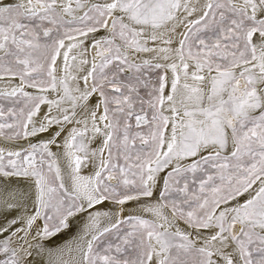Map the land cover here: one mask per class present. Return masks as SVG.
<instances>
[{"label":"snow or ice","instance_id":"1","mask_svg":"<svg viewBox=\"0 0 264 264\" xmlns=\"http://www.w3.org/2000/svg\"><path fill=\"white\" fill-rule=\"evenodd\" d=\"M0 264H264V0H0Z\"/></svg>","mask_w":264,"mask_h":264},{"label":"bare ground","instance_id":"2","mask_svg":"<svg viewBox=\"0 0 264 264\" xmlns=\"http://www.w3.org/2000/svg\"><path fill=\"white\" fill-rule=\"evenodd\" d=\"M19 183H20L21 187H26V183L23 180H21ZM104 207L106 208L108 206L105 205ZM129 207H130V210L135 208L134 205H130ZM82 220H83V218H81L80 220L74 221L71 231L65 232V233L51 239L48 242L49 246L55 248L57 246L63 245L65 242L71 240L79 231ZM33 259H35V257H33Z\"/></svg>","mask_w":264,"mask_h":264},{"label":"rangeland","instance_id":"3","mask_svg":"<svg viewBox=\"0 0 264 264\" xmlns=\"http://www.w3.org/2000/svg\"><path fill=\"white\" fill-rule=\"evenodd\" d=\"M153 76H155V73H153Z\"/></svg>","mask_w":264,"mask_h":264}]
</instances>
